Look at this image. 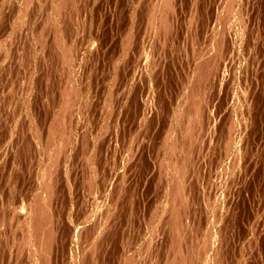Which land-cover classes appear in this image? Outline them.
Masks as SVG:
<instances>
[{"label":"rangeland","instance_id":"1","mask_svg":"<svg viewBox=\"0 0 264 264\" xmlns=\"http://www.w3.org/2000/svg\"><path fill=\"white\" fill-rule=\"evenodd\" d=\"M56 4L0 0V264H264V0H64L60 13ZM124 86L130 99H119ZM71 91L62 129L71 131L55 157L48 131ZM28 202L46 204L51 221L35 226ZM21 208L29 214L18 220ZM48 233L41 247L36 240Z\"/></svg>","mask_w":264,"mask_h":264},{"label":"bare ground","instance_id":"2","mask_svg":"<svg viewBox=\"0 0 264 264\" xmlns=\"http://www.w3.org/2000/svg\"><path fill=\"white\" fill-rule=\"evenodd\" d=\"M156 1H157V0H156ZM162 1H163V0H162ZM162 1L160 0V2H162ZM231 1H232V0H231ZM233 1H235V0H233ZM29 2H30V1H29ZM46 2H47V1H46ZM63 2H64V0H56V3H57V4H56V9H55V10H57V11L59 12L60 9L63 7V6H62ZM168 2H170V1H168ZM1 3H2V1H1ZM24 3H25V2H24ZM143 3H144V2H143ZM231 3H233V2H231ZM234 3H235V2H234ZM151 4H152V3H151ZM151 4H150V6H151ZM159 4H161V3H159ZM165 4H166V5L168 4L167 1L165 2ZM51 5H52V4H51ZM68 5H69V3H68ZM162 5H163V3H162ZM162 5H161V6H162ZM166 5H165V6H166ZM229 5H230V3H229ZM232 5H233V4H232ZM54 6H55V4L53 5V7H54ZM60 6H61V7H60ZM150 6H149V7H150ZM156 6H157V4L155 5V8H156ZM165 6H164V7H165ZM225 6H226V5H225ZM257 6H258V5H257ZM4 7H5V6H4ZM22 7H23V5H22ZM34 7H35V6H34ZM104 7H105V6H104ZM158 7H160V6L158 5ZM162 7H163V6H162ZM162 7H161V8H157V9H160V10L158 11L159 13H160V11L162 12V10H161ZM164 7H163V8H164ZM167 7H169V5H167ZM226 7H228V5H227ZM1 8H2V6H1ZM70 8H71V7H70ZM72 8H73V7H72ZM72 8H71V9H72ZM86 8H87V7H86ZM155 8H154V9H155ZM165 8H166V7H165ZM233 8H234V7H233ZM148 9H149V8H148ZM168 9H169V8H168ZM222 9H223V8H222ZM22 10H23V9H22ZM61 10H62V9H61ZM178 10H179V9H178ZM229 10H230V9H229ZM235 10H237V9H235ZM165 11H166V10H165ZM21 12H22V11H21ZM24 12H25V11H24ZM51 12H52V11H51ZM87 12H88V11H87ZM145 12H146V10H145ZM255 12H256V11H255ZM56 13H57V12H56ZM59 13H60V12H59ZM159 13H158V14H159ZM171 13H172V12H171ZM51 14H52V13H51ZM61 14H62V12H61ZM85 14H86V13H85ZM87 14H88V13H87ZM151 14H152V13H151ZM162 14H163V13H162ZM162 14H161V15H162ZM232 14H233V13H232ZM232 14H231V15H232ZM256 14H257V13H256ZM25 15H26V14H25ZM69 15H70V14H69ZM142 15H143V14H142ZM56 16H57V15H56ZM58 16H60V15L58 14ZM87 16H88V15H87ZM164 16H165V15H164ZM236 16H238V15H236ZM10 17H11V16H10ZM25 17H26V16H25ZM54 17H55V16H54ZM156 17H159V16L156 15ZM222 17H223V16H222ZM229 17H230V16H229ZM239 17H240V16H239ZM60 18H61V17H60ZM159 18L162 20L161 17H159ZM164 18H165V17H164ZM1 19H2V17H1ZM55 19H56V18H55ZM148 19H149V18H148ZM153 19H154V17H153ZM259 19H260V18H259ZM150 20H152V19H150ZM157 20H159V19L157 18ZM229 20H230V19H228V21H229ZM53 21H54V20H53ZM165 21H166V20H165ZM248 21H249V20H248ZM18 22H19V21H18ZM148 22H149V21H148ZM216 22H217V21H216ZM240 22H241V21H240ZM29 23H30V22H29ZM51 23L54 24V25H56V23H54V22H52V21H51ZM57 23H58V22H57ZM99 23H100V22H99ZM141 23H142V22H141ZM159 23H160V20H159ZM262 23H263V22H262ZM58 24H59V23H58ZM147 24H148V23H147ZM160 24H161V23H160ZM164 24H166V23H164ZM130 25H132V24H130ZM158 25H159V24H158ZM240 25H241V24H240ZM98 26H99V25H98ZM56 27H57V25H56ZM56 27L54 26L55 29H56ZM148 27H149V26H148ZM159 27H160V26H159ZM164 27H165V26H164ZM44 28H45V27H44ZM162 28H163V27H162ZM240 30H241V29H240ZM242 30H243V29H242ZM126 31H127V30H126ZM167 31H168V30H167ZM62 32H63V31H62ZM97 32H98V31H97ZM119 32H120V31H119ZM255 32H256V31H255ZM59 33H60V32H59ZM163 33H164V31H163ZM167 33H168V32H167ZM171 33H172V32H171ZM222 33H223V32H222ZM41 34H42V33H41ZM131 34H132V32H131ZM223 34H224V33H223ZM83 35H84V34H83ZM155 35H156V34H155ZM173 35H174V34H173ZM60 36H61V35H60ZM98 37H99V36H98ZM123 37H124V36H123ZM12 38H13V37H12ZM62 38H63V37H62ZM48 39H49V38H48ZM127 39H128V38H127ZM31 40H32V39H31ZM134 40H135V39H134ZM57 41H58V43H59V39L56 40V42H57ZM213 41H214V40H213ZM9 42H10V41H9ZM30 42H31V41H30ZM138 42H139V41H138ZM172 42H173V41H172ZM39 43H40V42H39ZM124 43H125V42H124ZM126 43H127V42H126ZM183 43H184V42H183ZM257 43H258V42H257ZM41 44H42V43H41ZM82 44H83V43H82ZM132 44H133V43H132ZM211 44H212V43H211ZM65 45H66V44H65ZM220 45H221V44H220ZM214 46H215V45H214ZM37 47H38V46H37ZM66 47H68V46H66ZM69 47H70V46H69ZM138 47H139V46H138ZM208 47H209V46H208ZM62 48L64 49V47H62ZM135 48H136V47H135ZM63 49H62V50H63ZM69 49H70V48H69ZM51 50H52V49H51ZM67 50H68V49H67ZM91 50H92V49H91ZM63 51H65V49H64ZM66 52H68V51H66ZM140 52H141V51H140ZM212 52H213V51H212ZM243 52H244V51H243ZM13 53H14V52H13ZM62 53H64V52H62ZM88 53H89V52H88ZM95 53H96V52H95ZM125 53H126V52H125ZM168 53H169V52H168ZM41 54H42V53H41ZM126 54H127V53H126ZM219 54H220V53H219ZM62 55H63V54H62ZM66 55H68V54H66ZM70 56H71V55H70ZM88 56H89V55H88ZM126 56H127V55H126ZM128 56H129V55H128ZM219 56H220V55H219ZM226 56H227V55H226ZM63 57H65V56H63ZM66 57H68V56H66ZM124 57H125V56H124ZM148 57H149V56H148ZM257 57H258V56H257ZM167 58H168V57H167ZM53 59H54V58H53ZM70 60H72V58H71ZM160 60H161V59H160ZM167 62H168V61H167ZM167 62H166V63H167ZM181 62H182V61H181ZM215 62H216V61H215ZM4 63H5V62H4ZM46 63H47V62H46ZM236 63H237V62H236ZM254 63H255V62H254ZM258 63H259V62H258ZM81 64H82V63H81ZM214 64H216V63H214ZM137 65H138V64H137ZM203 65H204V64H203ZM70 66H71V65H70ZM208 66H209V65H208ZM197 67H198V66H197ZM201 67H202V66H201ZM18 68H19V67H18ZM117 68H118V67H117ZM256 68H257V67H256ZM195 69H196V68H195ZM132 70H133V69H132ZM134 70H135V69H134ZM219 70H220V69H219ZM241 70H242V69H241ZM4 71H5V70H4ZM17 71H18V70H17ZM196 71H197V70H196ZM2 72H3V71H2ZM15 73H16V72H15ZM127 73H128V72H127ZM132 73H133V72H132ZM132 73H131V74H132ZM25 74H26V73H25ZM135 74H136V72H135ZM202 74H203V73H202ZM202 74H201V75H202ZM209 74H210V72H209ZM71 75H72V74H71ZM132 75H133V74H132ZM132 75H131V76H132ZM201 75H199V76H201ZM194 76H195V74H194ZM197 76H198V75H197ZM67 77H68V76H67ZM132 77H133V76H132ZM201 77H202V76H201ZM133 78H134V77H133ZM141 78H142V77H141ZM191 78H192V76H191ZM193 78H194V77H193ZM199 78H200V77H199ZM199 78H197V79H199ZM206 78H207V77H206ZM33 79H34V78H33ZM66 79H67V78H66ZM131 79H132V78H131ZM203 79L205 80V78H203ZM203 79L201 80L202 83L205 82V81L203 82ZM71 80H72V79H71ZM113 80H115V79L113 78ZM133 80H134V79H132V81H133ZM207 80H208V79H207ZM66 81H67V80H66ZM69 81H70V80H69ZM83 81H84V79H83ZM85 81H86V80H85ZM116 81H117V80H116ZM125 81H126V79H125ZM130 81H131V80H130ZM130 81H129V86H131ZM209 81H210V80H209ZM67 82H68V81H67ZM70 82H71V81H70ZM70 82H69V83H70ZM72 82H74V81H72ZM86 82H87V81H86ZM113 82H114V81H113ZM135 82H136V81H135ZM144 82H145V81H144ZM192 82H193V81H192ZM197 82H198V81H197ZM69 83H68V84H69ZM116 83H117V82H116ZM124 83H125V82H124ZM126 83H127V82H126ZM200 83H201V82H200ZM68 84H66V85H68ZM74 84H75V83H74ZM114 84H115V83H114ZM159 84H160V83H159ZM190 84H191V83H190ZM30 85H31V84H30ZM69 85H70V84H69ZM71 85H72V83H71ZM126 85H127V84H126ZM133 85H134V84H133ZM155 85H156V84H155ZM212 85H213V84H212ZM121 86H122V85H121ZM137 86H138V85H137ZM160 86H161V85H160ZM199 86H200V85H199ZM209 86H210V85H209ZM118 87H119V86H118ZM124 87H125V90L122 91L123 94L121 93L119 99L122 98V95H124V92H125V94H128V88H127L126 86H124ZM124 87H123V88H124ZM191 87H194V86H191ZM201 87H202V86H201ZM211 87H213V86H211ZM260 87H261V86H260ZM19 88H20V87H19ZM112 88H113V87H112ZM120 88H121V87H120ZM120 88H119V89H120ZM129 88H131V87H129ZM204 88H205V85H204ZM209 88H210V87H209ZM213 88H214V87H213ZM248 88H249V87H248ZM25 89H26V88H25ZM52 89H53V88H52ZM75 89H77V88H75ZM119 89H118V90H119ZM131 89H132V88H131ZM191 89H192V88H191ZM29 90H30V89H29ZM33 90H34V89H33ZM67 90H68V89H67ZM67 90H66V91H67ZM85 90H86V89H85ZM115 90H116V88L114 89V91H115ZM201 90H202V88H201ZM209 90H210V89H209ZM73 91H74V90H73ZM73 91H71L70 93H68V95H67V94L65 95V94L63 93V94L66 96V98H64L65 101L63 100L64 102L61 104V105H62V109L64 110V112L60 111L59 114H58L59 116L56 114V116H57L58 118H57L56 120L52 119V121H55V122H54V124L52 125V129H51V130L49 129V131H48V132L50 133L49 135H51V134H53V136L55 135L52 139L49 138V139L52 140V141L49 142L48 139L46 140L47 145H48V142H49V146L54 147V149H55V153H54L55 157H57L59 154H61L60 151H61V149H62V146H63V144L66 143V141H65L64 138H66L67 135L69 134V132L71 131V129H70L71 127H69V130H70V131L67 129L69 132L63 131L62 129H64L63 126H65V124H64V119H67V120H68V118H66V117H68V116H65V115H64V113H66L67 109H69V107H67V106L73 104L72 101H71L72 99L69 98V96H70L69 94L73 93ZM88 91H89V90H88ZM90 91H91V90H90ZM132 91H134V90H132ZM132 91L130 90V92H132ZM246 91H247V90H246ZM112 92H113V91H112ZM117 92H118V91H117ZM149 92H150V91H149ZM187 92H188V91H187ZM192 92L194 93V91H192ZM207 92H208V91H207ZM211 92H212V88H211ZM249 92H250V91H249ZM32 93H33V92H32ZM81 93H82V92H81ZM88 93H90V92H88ZM74 94H75V93H74ZM86 94H87V92L85 93V95H86ZM98 94H99V93H98ZM115 94H116V93H115ZM115 94H114V95H115ZM198 94H199V93H198ZM205 94H206V93H205ZM25 95H26V94H25ZM200 95H201V98H202V93H201ZM207 95H208V94H207ZM210 95H211V94H210ZM210 95H208V96H210ZM218 95H219V94H218ZM249 95H250V94H249ZM65 96H63V97H65ZM71 96H72V94H71ZM87 96H88V95H87ZM127 96H128V95H127ZM127 96H126V97H127ZM131 96H132V95H131ZM159 96H160V95H159ZM115 97H116V96H115ZM117 97H118V96H117ZM124 97H125V95H124ZM126 97H125V98H126ZM128 97H129V96H128ZM205 97H206V96H205ZM71 98H72V97H71ZM85 98H86V97H85ZM111 98H112V97H111ZM190 98H191V97H190ZM195 98H197V97H195ZM195 98H193V99H195ZM198 98L200 99V97H198ZM69 99H70V100H69ZM73 99H74V98H73ZM129 99H130V97H129ZM193 99H192V100H193ZM208 99H211V98L208 97ZM208 99H207V100H208ZM108 100H109V99H108ZM115 100H116V98L114 99V101H115ZM241 100H242V99H241ZM112 101H113V98H112ZM117 101H118V100H117ZM119 101H120V100H119ZM119 101H118V102H119ZM123 101H124V103L126 102L124 99L122 100V102H123ZM154 101H155V100H154ZM200 101H201V100H200ZM73 102H74V101H73ZM75 102H76V101H75ZM115 102H116V101H115ZM115 102H114V104H115ZM186 102H187V100H186ZM188 102H189V101H188ZM194 102H197V101L194 100ZM203 102H205V101H203ZM17 103H18V102H17ZM17 103H16V104H17ZM81 103H82V102H81ZM116 103H117V102H116ZM190 103H192V102H190ZM208 103H209V102H208ZM210 103H211V102H210ZM86 104H87V103H86ZM102 104H103V103H102ZM120 104H121V103H120ZM126 104H129V103H126ZM187 104H188V103H187ZM192 104H193V103H192ZM195 104H196V103H195ZM195 104L193 105L194 107H195ZM201 104H202V103H201ZM78 105H79V104H78ZM106 105H107V104H106ZM115 105H116V104H115ZM122 105H123V103H122ZM122 105H121V106H122ZM199 105H200V104H199ZM19 106H20V105H19ZM74 106H75V104H74ZM74 106H73V107H74ZM102 106H103V105H102ZM108 106H109V105H108ZM118 106H119V105H118ZM118 106H117V107H118ZM185 106H186L187 109H188V107H189L190 105H189V106H188V105H185ZM200 106H201V105H200ZM207 106H208V105H207ZM70 107H72V106H70ZM98 107H99V106H98ZM100 107H101V106H100ZM186 107H185V109H186ZM191 107H192V106H191ZM191 107H190V108H191ZM106 108H107V107H106ZM109 108H110V107H109ZM120 108H121V107H120ZM181 108H183V107H181ZM85 109H86V108H83V109H81V110H82V111H83V110L85 111ZM116 109H117V108H116ZM124 109H125V105H124ZM127 109H128V108H127ZM127 109H126V111H127ZM195 109H196V108H195ZM198 109H199V108H198ZM202 109H203V108H201V110H202ZM238 109H239V108H238ZM242 109H243V108H242ZM59 110H60V109H59ZM107 110H108V109H107ZM109 110H111V109H109ZM114 110H115V109H114ZM121 110H122V112H123V108H122ZM181 110H182V109H181ZM181 110H179V111H181ZM192 110L194 111L193 108H192ZM26 111H27V110H26ZM111 111H112V110H111ZM182 111H183V110H182ZM187 111L190 112V109L187 110ZM193 111H192V113H194ZM113 112H114V111H113ZM184 112H185V111H184ZM189 112H188V113H189ZM200 112H201V111H200ZM0 113H1V112H0ZM83 113H84V112H83ZM87 113H88V112H87ZM119 113L121 114V112H118V114H119ZM202 113H203V112H202ZM69 114H70V113H69ZM120 114H119V116H120ZM123 114H124V113H123ZM182 114H184V113L182 112ZM225 114H226V113H225ZM66 115H67V113H66ZM79 115H80V114H79ZM116 115H117V114H116ZM150 115H151V114H150ZM190 115H191V114H190ZM192 115H193V114H192ZM223 115H224V114H223ZM229 116H230V112H229ZM54 117H55V116H54ZM54 117H53V118H54ZM120 117H121V116H120ZM184 117H185V116H184ZM186 117H187V116H186ZM199 117H200V115H199ZM224 117L226 118V116H224ZM224 117H223V118H224ZM4 118H5V117H4ZM19 118H20V117H19ZM71 118H72V117H71ZM82 118H83V117H82ZM89 118H90V116H89ZM111 118H112V116H111ZM188 118H189V117H188ZM225 118H224V119H225ZM227 118H228V117H227ZM227 118H226V119H227ZM69 119H70V118H69ZM86 119H87V118H86ZM90 119H91V118H90ZM90 119H89V120H90ZM114 119H115V118H114ZM147 119H148V118H147ZM183 119H185V118H183ZM186 119H187V118H186ZM190 119H191V116H190ZM190 119H189V120H190ZM199 119H200V118H199ZM234 119H235V118H234ZM82 120H83V119H82ZM89 120H88V121H89ZM126 120H127V119H126ZM20 121H21V120H20ZM96 121H97V120H96ZM145 121H146V120H145ZM50 122H51V121H50ZM65 122H66V121H65ZM146 122H147V121H146ZM197 122H198V121H197ZM209 122H210V119H209ZM242 122H243V121H242ZM88 123H89V122H88ZM90 123H91V121H90ZM191 123H192V124H190V127H191V125H194L193 122H191ZM204 123H205V122H204ZM204 123H203V124H204ZM227 123H228V122H227ZM61 124H62V125H61ZM82 124H83V123H82ZM85 124H86V123H85ZM119 124H121V123L119 122ZM22 125H23V124H22ZM22 125H21V127H22ZM112 125H113V124H112ZM19 126H20V125H19ZM47 126H49V125H47ZM61 126H62L63 128H62ZM83 126H84V124H83ZM86 126H87V125H86ZM110 126H111V125H110ZM197 126H198V125H197ZM226 126H227V125H226ZM254 126H255V125H254ZM17 127H18V126H17ZM27 127H28V126H27ZM27 127H26V128H27ZM60 127H61V128H60ZM72 127H73V126H72ZM84 127H85V126H84ZM87 127H88V126H87ZM87 127H86V128H87ZM114 127H115V126H114ZM193 127H194V126H193ZM218 127H219V126H218ZM18 128H19V127H18ZM39 128H40V127H39ZM46 128H47V127H46ZM82 128H83V127H82ZM82 128H81V130H82ZM86 128H85V130H86ZM110 128H111V127H110ZM145 128H146V127H145ZM186 128H187V126H186ZM186 128H185V129H186ZM194 128H195V127H194ZM194 128H193V129H194ZM224 128H225V127H224ZM125 129H126V128H125ZM147 129H148V128H147ZM47 130H48V129H47ZM83 130H84V128H83ZM85 130H84V131H85ZM144 130H145V129H144ZM190 130H191V129H190ZM218 130H219V129H218ZM222 130H223V129H222ZM248 130H249V129H248ZM84 131H83V132H84ZM86 131H87V130H86ZM109 131H110V130H109ZM111 131H112V130H111ZM193 131H194V130H193ZM232 131H233V130H232ZM120 132H121V131H120ZM150 132H151V131H150ZM187 132H188V130L186 131V134H185V135H187ZM194 132H195V131H194ZM24 133H25V132H24ZM109 133H110V132H109ZM113 133H114V132H113ZM113 133H112V134H113ZM184 133H185V132H184ZM249 133H250V132H249ZM45 134H46V133H45ZM47 134H48V133H47ZM47 134H46V135H47ZM82 134H83V133H82ZM102 134H103V133H102ZM140 134H141V133H140ZM207 134H208V133H207ZM250 134H252V133H250ZM19 135H20V134H19ZM31 135H32V134H31ZM46 135H45V136H46ZM49 135H48V136H49ZM84 135H85V134H84ZM84 135H81V136H84ZM107 135H108V134H107ZM191 135H192V134L190 133V136H191ZM16 136H17V135H16ZM89 136H90V135H89ZM93 136H95V135H93ZM140 136H141V135H140ZM179 136H180V135H179ZM208 136H209V135H208ZM225 136H226V135H225ZM12 137H14V136H12ZM78 137H79V136H78ZM97 137H98V136H97ZM104 137H105V135H104ZM185 137H186V136H185ZM191 137H193V136H191ZM56 138H58V139H60V140H58V142H55V140H53V139H56ZM81 138H83V137H81ZM108 138H109V137H108ZM110 138H111V137H110ZM175 138L177 139L176 136H175ZM189 138H190V137H189ZM189 138H188V139H189ZM17 139H18V138H17ZM68 139H70V138H68ZM91 139H92V138H91ZM97 139H98V138H97ZM103 139H104V138H103ZM134 139H135V138H134ZM138 139H139V138H138ZM185 139H186V138H185ZM185 139H184V140H185ZM188 139H186V140H188ZM221 139H223V138H221ZM15 140H16V139H15ZM44 140H45V139H44ZM81 140H82V139H81ZM144 140H145V139H144ZM173 140H174V138L172 139V142H173ZM186 140H185V141H186ZM207 140H208V139H207ZM229 140H230V139H229ZM47 141H48V142H47ZM178 141H179V140H178ZM185 141H184V142H185ZM225 141H226V140H225ZM187 142H188V141H187ZM229 142H230V141H229ZM176 143H177V142H176ZM215 143H216V142H215ZM219 143H220V142H219ZM225 143H226V142H225ZM69 144H70V143H69ZM102 144H103V142H102ZM104 144H105V141H104ZM107 144H108V143H107ZM115 144H116V143H115ZM174 144H175V142H174ZM109 145H110V144H109ZM143 145H144V144H143ZM162 145H163V144H162ZM172 145H173V144H172ZM193 145H194V144H193ZM84 146H85V145H84ZM84 146H83V147H84ZM104 146H105V145H104ZM123 146H124V145H123ZM123 146H122V147H123ZM177 146H178V144H177ZM183 146H184V144H183ZM183 146H182V147H183ZM76 147H77V146H76ZM86 147H87V146H86ZM97 147H98V146H97ZM106 147H107V146H106ZM182 147H181V148H182ZM246 147H247V146H246ZM258 147H259V145H258ZM49 148H50V147H49ZM132 148H133V146H132ZM171 148H172V147H171ZM171 148H170V149H171ZM28 149H29V148H28ZM44 149H45V148H44ZM100 149H101V147H100ZM103 149H104V148H102V151H103ZM107 149H108V148H107ZM172 149H174V148H172ZM195 149H196V148H195ZM45 150H46V149H45ZM51 150H52V149H51ZM88 150H89V149H88ZM105 150H106V149H105ZM121 150H122V149H121ZM132 150H133V149H132ZM242 150H243V149H242ZM244 150H245V149H244ZM246 150H247V149H246ZM246 150H245V152H246ZM46 151H47V150H46ZM93 151H94V150H93ZM117 151H118V150H117ZM44 152H45V151H44ZM83 152H84L83 154H84V156H85V153H87V152H85V151H83ZM106 152H107V151H106ZM113 152H114V151H113ZM119 152H120V151H119ZM169 152H171V151H169ZM172 152H173V151H172ZM172 152H171V153H172ZM188 152H189V151H188ZM190 152H191V150H190ZM192 152H193V151H192ZM111 153H112V152H111ZM116 153H117V152H116ZM193 153H194V152H193ZM241 153H242V152H241ZM51 154H52V153H51V151H50V155H51ZM100 154H101V150H100ZM104 154H105V151H104ZM104 154H103V156H105ZM127 154H128V153H127ZM165 154H166V153H165ZM250 154H251V153H250ZM106 155H107V154H106ZM115 155H116V154H115ZM129 155H130V154H129ZM167 155H168V154H167ZM171 155H172V154H171ZM179 155H180V154H179ZM241 155H242V154H241ZM84 156H83V157H84ZM87 156H88V155H87ZM99 156H100V155H99ZM154 156H155V155H154ZM81 157H82V156H81ZM168 157H169V156H168ZM48 158H50V157H48ZM102 158H104V157H102ZM106 158H107V157H106ZM128 158H129V157H128ZM169 158H170V157H169ZM178 158H179V157H178ZM241 158H242V157H241ZM244 158H245V157H244ZM246 158H247V157H246ZM50 159H51V158H50ZM82 159H83V158H82ZM119 159H120V158H119ZM165 159H166V158H165ZM165 159H164V162L167 160V159H166V160H165ZM183 159H184V158H183ZM190 159H191V158H190ZM211 159H212V158H211ZM39 160H40V159H39ZM48 160H49V159H48ZM102 160H105V159H102ZM126 160H127V158H126ZM135 160H136V159H135ZM178 160H179V159H178ZM184 160H186V159H184ZM245 160H246V159H245ZM54 161H55V160H54V157H52L51 162H50V160H49L50 163H49V162H48L49 164L47 163L48 166L45 164L47 168H46V169H43L44 176L46 175V176H45L46 178L44 177V178L46 179V183H47V181H48V182L51 181L48 177H49L50 171H52V167H53ZM87 161H89V160H87ZM190 161H191V160H190ZM241 161H242V160H241ZM143 162H144V161H143ZM162 162H163V161H162ZM166 162H167V163H166L165 165L169 164V161H166ZM184 162H186V161H184ZM250 162H252V161L250 160ZM250 162H249V165H250V164L252 165V163H250ZM125 163H126V162H125ZM128 163H129V162H128ZM175 163H177V162H175ZM219 163H220V162H219ZM253 163H254V162H253ZM41 164H42V163H41ZM56 164H57V163H56ZM101 164H102V162H101ZM140 164H141V163H140ZM159 164H160V163H159ZM163 164H164V163H163ZM170 164H171V163H170ZM170 164H169V165H170ZM180 164H181V163H180ZM183 164H184V163H183ZM183 164H181V165H183ZM190 164H191V163H190ZM42 165H43V164H42ZM45 165H44V166H45ZM105 165H106V164H105ZM105 165H104V166H105ZM185 165H186V164H185ZM98 166H99V164H98ZM110 166H111V165H110ZM162 166H163V165H162ZM170 166H172V164H171ZM170 166H169V167H170ZM178 166H180V165H178ZM108 167H109V166H108ZM174 167H175V166H174ZM174 167H173V168H174ZM180 167H181V166H180ZM182 167H184V166H182ZM182 167H181V168H182ZM186 167H188V165H186ZM248 167H249V166H248ZM251 167H252V166H251ZM163 168H164V167H163ZM167 168H168V167H167ZM170 168H171V167H170ZM32 169H33V168H32ZM40 169H41V167H40ZM186 169L188 170V168H186ZM248 169H249V168H248ZM104 170H105V169H104ZM159 170H160V169H159ZM178 170H179L180 174H182V173H181L182 171H180V168H179ZM181 170H183V169H181ZM209 170H210V169H209ZM222 170H223V169H222ZM245 170H247V167H246ZM41 171H42V169H41ZM41 171H40V172H41ZM161 171H162V170H161ZM183 171H184V170H183ZM40 172H39V174H40ZM158 172H159V171H158ZM185 172H186V171H185ZM54 173H55V172H54ZM104 173H106V172H104ZM107 173H108V172H107ZM186 173H188V172H186ZM247 173H248V172H247ZM247 173L245 174L246 176L249 174V173H248V174H247ZM51 174H52V173H51ZM108 174H109V173H108ZM171 174H172V172H171ZM180 174H179V177H180ZM196 174H197V173H196ZM206 174H207V173H206ZM122 175H123V173H122ZM162 175H163V174H162ZM182 175H183V174H182ZM52 176H53V174H52ZM57 176H58V175H57ZM164 176H165V175H164ZM177 176H178V175H177ZM239 176H240V175H239ZM87 177H88V176H87ZM235 177H236V176H235ZM52 178H53V177H52ZM118 178H119V177H118ZM125 178H126V177H125ZM174 178H175V176H174L173 179H172L173 184H174ZM246 178H247V177H246ZM104 179H105V178H104ZM116 179H117V178H116ZM143 179H144V178H143ZM182 179H183V178H182ZM43 180H44V179H43ZM87 180H88V179H87ZM100 180H101V179H100ZM180 180H181V179H180ZM206 180H207V178H206ZM44 181H45V180H44ZM104 181H106V183H107L108 180L106 179V180H103V182H104ZM159 181H160V180H159ZM177 181H178V180H176V182H177ZM184 181H185V180H184ZM204 181H205V179H204ZM34 182H35V181H34ZM37 182H38V181H37ZM89 182H90V181H89ZM111 182H112V181H111ZM120 182H121V181H120ZM124 182H125V181H124ZM134 182H135V181H134ZM43 183H44V182H43ZM46 183H45V184H46ZM80 183H81V182H80ZM95 183H96V182H95ZM113 183H114V182H113ZM116 183H117V182H116ZM156 183H157V182H156ZM48 184H50V183H48ZM48 184H47V185H48ZM90 184H92V182H91ZM100 184H101V182H100ZM104 184H105V182H104ZM159 184H160V183H159ZM184 184H185V183H184ZM244 184H245V183H244ZM13 185H14V184H13ZM40 185H41V184H40ZM47 185H46V186H47ZM53 185H54V184H53ZM106 185H107V184H106ZM118 185H119V184H118ZM170 185H171V184H170ZM207 185H208V184H207ZM46 186H45V187H46ZM80 186H81V185H80ZM94 186H95V185H94ZM162 186H163V185H162ZM171 186H172V185H171ZM174 186H175V185H174ZM182 186H183V185H182ZM48 187H49V185L47 186L46 189H48ZM115 187H116V186H115ZM135 187H136V186H135ZM164 187H165V186H164ZM13 188H14V186H13ZM43 188H44V187H43ZM43 188H41V189H43ZM106 188H107V187H106ZM162 188H163V187H162ZM179 188H180V187H177V188L175 189L174 192L172 191V192H173V195H172V192H170V194L172 195V197H169V198H171V206H172V208H175V207H173V206H175V204L177 203V197H178V199H179V197H182L181 194H180V193H181V192H180L181 189H179ZM183 188H184V187H183ZM186 188H187V186H186ZM186 188H184V189L186 190ZM205 188H206V186H205ZM208 188H210V187L208 186ZM238 188H239V187H238ZM49 189H50V188H49ZM49 189H48V191H47V190H46V191L49 192V191L51 190V189H50V190H49ZM115 189H116V188H115ZM118 189H119V188H118ZM170 189H172V188H170ZM236 189H237V188H236ZM34 190H35V189H34ZM38 190H39V189H38ZM104 190H105V189H104ZM209 190H211V189H209ZM41 191H42V190H41ZM41 191H39V192H41ZM44 191H45V190H44ZM161 191H162V190H161ZM186 191H187V190H186ZM17 192H18V191H17ZM39 192H38V195H40ZM54 192H55V191H54ZM103 192H104V191H103ZM226 192H227V191H226ZM36 193H37V192H36ZM42 193H44V192H42ZM42 193H41V195H42ZM52 193H53V192H52ZM117 193H119V192H116V194H117ZM120 193H121V190H120ZM162 193H163V192H162ZM167 193H168V190H167ZM240 193H241V192H240ZM242 193H243V192H242ZM15 194H16V193H15ZM46 194L49 195L48 193H46ZM46 194H44V195H46ZM86 194H87V193H86ZM114 194H115V193H114ZM131 194H132V193H131ZM160 194H161V193H160ZM170 194H169V195H170ZM185 194H186V193H185ZM199 194H200V193H199ZM237 194H238V192H237ZM96 195H97V194H96ZM106 195H107V194H106ZM209 195H211V194L209 193ZM213 195H214V194H213ZM14 196H15V195H14ZM50 196H51V195H50ZM108 196H109V195H108ZM110 196H111V195H110ZM115 196H116V195H115ZM115 196H114V197H115ZM166 196H167V195H166ZM166 196H165V197H166ZM211 196H212V195H211ZM214 196H216V195H214ZM225 196H226V195H225ZM33 197H34V195H33ZM33 197H32V198H33ZM36 197H37V196H36ZM46 197H47V196H46ZM46 197H45V198H46ZM52 197H53V196H52ZM133 197H134V196H133ZM186 197H187V196H186ZM202 197H203V196H202ZM236 197H237V196H236ZM57 198H58V197H57ZM112 198H113V197H112ZM131 198H132V196H131ZM188 198H189V197H188ZM33 199H34V198H33ZM37 199H39V198H37ZM37 199H36V200H37ZM40 199H42V197H40ZM115 199H116V198H115ZM117 199H118V195H117ZM163 199H164V198H163ZM165 199H167L166 202L169 204V202H168L169 199H168V198H165ZM234 199H235V198H234ZM22 200H23V199H22ZM26 200H27V199H26ZM26 200H25V201H26ZM45 200H46V199H45ZM47 200H49V199H47ZM47 200H46V202L48 203L49 201H47ZM111 200H112V199H111ZM160 200H161V199H160ZM236 200H237V198H236ZM7 201H8V200H7ZM27 201H28V200H27ZM33 201H35V199H34ZM39 201H40V200H39ZM113 201H114V200H113ZM113 201H111L110 203H112ZM148 201H149V200H148ZM178 201H179V200H178ZM237 201H238V200H237ZM166 202H165V204H166ZM181 202L183 203V201H181ZM181 202H180V204H177V205H179V207H177V208H178V209L182 208V210H183L184 207H183V206H180V205H181ZM218 202H219V201H218ZM218 202H217V203H218ZM235 202H236V201H235ZM17 203H18V202H17ZM28 203L30 204V202H28ZM32 203H33V205L37 206L36 203H38V201H36V203H35V202H32ZM34 203H35V204H34ZM41 203H43V202H41ZM136 203H137V202H136ZM136 203H135V204H136ZM148 203H149V202H148ZM155 203H157V202H155ZM191 203H192V202H191ZM197 203H198V202H197ZM199 203H200V202H199ZM225 203H226V205H227V202H225ZM225 203H223V204H225ZM239 203H240V202H239ZM14 204H15V203H14ZM22 204H23V202H22ZM150 204H151V203H150ZM162 204L165 205L164 203H162ZM162 204H161V205H162ZM168 204H166V205H167L166 209L169 208V211H170L171 209H170V207H168V206H170V205H168ZM183 204H184V203H183ZM189 204H190V203H189ZM236 204H237V203H236ZM9 205H10V204H9ZM20 205H21V204H20ZM33 205H32V206H33ZM112 205H113V204H112ZM130 205H131V202H130ZM136 205H137V204H136ZM163 205H162V206H163ZM220 205H221V204H220ZM230 205H231V204H230ZM22 206H24V204H23ZM22 206H21V207H22ZM27 206H28V205H27ZM30 206H31V204H30ZM32 206H31V209H32ZM38 206H39V204H38ZM41 206H43V205L41 204L40 207H41ZM109 206H110V205H109ZM133 206H134V205H133ZM184 206H185V205H184ZM235 206H236V205H235ZM238 206H239V205H238ZM9 207H10V206H9ZM24 207L26 208V206H24ZM24 207H23V208H24ZM84 207H85V206H84ZM115 207H116V205H115ZM154 207H155V206H154ZM202 207H205V206L202 205ZM225 207H226V206H225ZM7 208H8V207H7ZM13 208H14V207H13ZM23 208H21L20 210H17V211H16V212H17L16 214L18 215V220H19V217H20L21 215H24V216H25L26 214H29V213H28L29 211L27 210V212H26V211H25L26 209L24 210ZM33 208H35L36 210H39V211H36V210H35L36 214H38V215H36L37 220L35 219L37 223H34V225H35V224H36L37 226L39 225V228H40V224L43 225V222H45V223L47 224L48 221H51V220H50L51 217H50V214H49V210L46 211V209H47L46 204H45V208H46L45 210H44L43 207H41V209H37L36 207L33 206ZM90 208H91V207H90ZM156 208H158V207H156ZM189 208H190V207H189ZM200 208H201V207H200ZM218 208H219V207H218ZM230 208H231V207H230ZM31 209H30V210H31ZM57 209H58V208H57ZM104 209H105V208H103V210H104ZM113 209H114V208H113ZM115 209H116V208H115ZM128 209H129V208H128ZM160 209H161V208H160ZM163 209H164V207H163ZM166 209H165V210H166ZM185 209H186V208H185ZM192 209H193V208H192ZM33 210H34V209H32V211H33ZM87 210H88V209H87ZM105 210H106V209H105ZM161 210H162V209H161ZM161 210H160V213H161ZM173 210H174V209H173ZM180 210H181V209H180ZM193 210H194V209H193ZM228 210H229V209H228ZM232 210H233V209H232ZM96 211H97V210H96ZM131 211H132V210H131ZM201 211H203V210L201 209ZM230 211H231V210H230ZM262 211H263V210H262ZM4 212H5V211H4ZM35 212H33L34 215H35ZM103 212H104V211H103ZM108 212H110V211H108ZM170 212H171V211H170ZM176 212H177V210L175 211V213H176ZM179 212H180V211H179ZM194 212H195V211H194ZM215 212H216V211H215ZM231 212H232V211H231ZM50 213H51V212H50ZM136 213H137V212H136ZM192 213H193V212H192ZM192 213H191V215H192ZM195 213H197V212H195ZM226 213H227V212H226ZM229 213H230V212H229ZM4 214H5V213H4ZM111 214H112V213H111ZM146 214H147V213H146ZM161 214H162V213H161ZM165 214L170 215L171 213H170V214L165 213ZM183 214H184V213H183ZM197 214H199V213H197ZM206 214H207V213H206ZM206 214H204V215H206ZM235 214H236V213H235ZM14 215H15V214H14ZM31 215H32V214H31ZM167 215H166V216H167ZM180 215H182V214H180ZM193 215L196 216V214H193ZM202 215H203V214H202ZM10 216H11V214H10ZM15 216H16V215H15ZM32 216H33V215H32ZM87 216H88V215H87ZM164 216H165V215H164ZM171 216H172V215H171ZM175 216L177 217V215H175ZM178 216H179V213H178ZM183 216L185 217V215H183ZM195 216H194V217H195ZM199 216H200V215H199ZM36 217H35V218H36ZM112 217H113V216H112ZM156 217H157V216H156ZM168 217H169V216H168ZM168 217H167V218H168ZM181 217H182V216H181ZM187 217H188V216H187ZM13 218H14V217H13ZM23 218H24V217H23ZM135 218H136V217H135ZM163 218H164V217H163ZM171 218H172V217H171ZM171 218H169V219H171ZM173 218H175V217H173ZM191 218H192V216H191ZM262 218H263V217H262ZM15 219H16V217H15ZM32 219H34V218L32 217ZM133 219H134V218H133ZM194 219H195V218H194ZM224 219H225V217H224ZM260 219H261V218H260ZM30 220H31V219H30ZM116 220H117V219H116ZM176 220H177V219H176ZM176 220H174V221L171 220V222L173 221V224H174V223H176V222H175ZM181 220L184 222V218L181 219ZM186 220H187V219H186ZM198 220H199V219H198ZM261 220H262V219H261ZM20 221H21V219H20ZM31 221H32V220H31ZM127 221H128V219H127ZM129 221H130V220H129ZM167 221H168V220H167ZM178 221H179V220H178ZM178 221H177V225H176V226H177L178 228H180V226H178V224H179ZM190 221H191V220H190ZM262 221H263V220H262ZM262 221H261V222H262ZM23 222H24V221H23ZM33 222H35V221H33ZM33 222H32V223H33ZM100 222H101V221H100ZM110 222H111V221H110ZM151 222H152V221H151ZM164 222H166V221H164ZM193 222H194V221H193ZM205 222H206V221H205ZM21 223H22V221H21ZM21 223H20V225H22ZM107 223H108V222H107ZM148 223H149V220H148ZM190 223H191V222H190ZM223 223H224V221H223ZM259 223H260V222H259ZM26 224H27V222H26ZM26 224H25V222H24V224H23L24 226L22 225L25 229L27 228V227H25ZM30 224H31V223H30ZM49 224H50V223H49ZM49 224H48V225H49ZM182 224H183V223H182ZM193 224H194V223H193ZM199 224H200V223H199ZM201 224H203V223H201ZM257 224H258V223H257ZM260 224H261V223H260ZM27 225H28V224H27ZM36 225H35V226H36ZM48 225H47V226H48ZM50 225H51V224H50ZM50 225H49V228H47L46 225H45V227L47 228L46 230H48V232L51 231V233H53V232H52L53 230L51 229ZM94 225H95V224H94ZM151 225H152V224H151ZM169 225H170V224H169ZM185 225H186V224H185ZM185 225H183V226H185ZM204 225H205V224H204ZM30 226H31V225H30ZM100 226H101V225H100ZM104 226H106V225L104 224ZM107 226H108V225H107ZM171 226H172V225H171ZM262 226H263V224H262ZM19 227H20V226H19ZM28 227H29V226H28ZM128 227H129V226H128ZM169 227H170V226H169ZM173 227H174V226H173ZM199 227H200V226H199ZM210 227H211V226H210ZM218 227H219V226H218ZM21 228H22V227H21ZM24 228H23V231L25 230ZM35 228H36V227H35ZM91 228H92V227H91ZM154 228H155V227H154ZM170 228L172 229V227H170ZM178 228H177V229H178ZM206 228H207V227H206ZM256 228H259V224H258V227H256ZM17 229H18V228H17ZM31 229H33V227H32ZM50 229H51V230H50ZM101 229L103 230V227H102ZM101 229H100V230H101ZM171 229H170V231H171ZM195 229H196V228H195ZM200 229H201V228H200ZM210 229H212V228H209V230H210ZM228 229H229V228H228ZM260 229H261V228H260ZM36 230H37V228H36ZM104 230H105V228H104ZM104 230H103V231H104ZM182 230H183V229H182ZM207 230H208V229H207ZM207 230H206V231H207ZM263 230H264V229H263ZM15 231H18V230H15ZM23 231L21 230L20 233L23 232ZM29 231H30V230H29ZM174 231H175V228H174ZM176 231H177V230H176ZM178 231L180 232L181 230L178 229ZM192 231H193V230H192ZM197 231H198V230H197ZM206 231H204V232H206ZM222 231H223V230H222ZM255 231H256V230H255ZM258 231H260V230H258ZM13 232H14V231H13ZM25 232H26V233H25L24 236H26L27 233H28V234L30 233V232H27V229H26ZM31 232H34V230L31 231ZM35 232H36V231H35ZM46 232H47V231H46ZM188 232H189V231H188ZM202 232H203V231H202ZM211 232H213V231H211ZM256 232H257V231H256ZM263 232H264V231H263ZM42 233H43V232H42ZM163 233H164V232H163ZM209 233H210V232H208V235H210ZM103 234H104V233H103ZM176 234H177V236H178V233H176ZM179 234H181V233H179ZM197 234H198V232H197ZM244 234H245V233H244ZM2 235H3V234H2ZM13 235H14V234H13ZM13 235H12V236H13ZM19 235H20V234H19ZM31 235H32V234H31ZM43 235H44V234H43ZM43 235L41 234L40 237L38 238L39 240H38V239L36 240V241H38V242H37L38 245H41V247H45V246L48 245V238H49V236H50V233H48L47 235L45 234V235H46L45 237H44ZM107 235H108V234H107ZM119 235H120V234H119ZM162 235H163V234H162ZM223 235H224V234H223ZM235 235H236V234H235ZM255 235H256V233H255ZM22 236H23V235H22ZM24 236H23V237H24ZM27 236H29V235H27ZM27 236H26V237H27ZM35 236H36V235H34V236H33L34 238H32V239H36L37 237L35 238ZM52 236H53V234H52ZM101 236H102V234H101ZM125 236H126V235H125ZM171 236H173V235H171ZM185 236H186V235H185ZM259 236H260V235H259ZM23 237H22V240H24ZM70 237H71V236H70ZM161 237H162V236H161ZM205 237H206V236H205ZM212 237H213V235H212ZM212 237H211V238H212ZM223 237H224V236H223ZM8 238H9V237H8ZM14 238H15V237H14ZM127 238H128V237H127ZM131 238H132V237H131ZM131 238H130V239H131ZM170 238H171V237H170ZM174 238H178V237H175V236H174ZM174 238H171V239H173V240H172L173 242H175L174 240H177V239H174ZM182 238H183V237H182ZM227 238H228V237H227ZM18 239H19V238H18ZM51 239L53 240V238H51ZM97 239H98V238H97ZM97 239H96V240H97ZM158 239H159V238H158ZM158 239H157V240H158ZM167 239H168V238H167ZM10 240H11V239H10ZM29 240H30V239H29ZM56 240H57V239H56ZM77 240H78V239H77ZM94 240H95V239H94ZM96 240H95V242H96ZM149 240H151V239H149ZM165 240H166V239H165ZM178 240H179V239H178ZM220 240H221V239H220ZM222 240H223V239H222ZM254 240H255V239H254ZM18 241H20V240H18ZM25 241H28V240H25ZM25 241H24V242H25ZM32 241H34V240H32ZM161 241H162V240H161ZM209 241H210V240H209ZM255 241H256V240H255ZM1 242H2V241H1ZM22 242H23V241H22ZM24 242H23V244H24ZM29 242H30V241H28V243H29ZM91 242L93 243V240H92ZM95 242H94V243H95ZM99 242L101 243V241H99ZM99 242H98V243H99ZM156 242H157V241H156ZM204 242H205V241H204ZM256 242H257V241H256ZM25 243H27V242H25ZM33 243H35V242H33ZM98 243H97V245H98ZM121 243H122V242H121ZM165 243H166V242H165ZM175 243L177 244L178 242L176 241ZM175 243H174V244H175ZM206 243H207V242H206ZM208 243H209V242H208ZM21 244H22V243H21ZM21 244H20V245H21ZM29 244H30V243H29ZM131 244H132V243H131ZM145 244H146V243H145ZM158 244H159V243H158ZM171 244H172V243H171ZM174 244H173V245H174ZM185 244H186V243H185ZM223 244H224V243H223ZM20 245H19V247H20ZM25 245H26V244H25ZM32 245H33V244H32ZM44 245H45V246H44ZM93 245H95V244H93ZM99 245H100V244H99ZM141 245H142V244H141ZM173 245H172V246H173ZM180 245H181V243H180ZM194 245H195V244H194ZM207 245H208V244H207ZM34 246H35V244H34ZM101 246H102V245H101ZM101 246H100V247H101ZM115 246H116V245H115ZM172 246H171V247H172ZM174 246H175V245H174ZM255 246H256V245H255ZM51 247H52V245H51V246L49 245L48 248H51ZM91 247H92V246H91ZM94 247L96 248V246H94ZM94 247H93V248H94ZM142 247H143V246H142ZM152 247H153V246H152ZM195 247H196V246H195ZM206 247H207V246H206ZM206 247H205V248H206ZM213 247H214V246H213ZM25 248H26V247H25ZM52 248H53V247H52ZM160 248H161V247H160ZM186 248H187V247H186ZM203 248H204V247H203ZM207 248H208V247H207ZM254 248H255V247H254ZM263 248H264V246H263ZM9 249H10V248H9ZM23 249H24V248H23ZM29 249H30V247H29ZM29 249H27V250H29ZM34 249H35V248H34ZM44 249H45V248H44ZM80 249H81V248H80ZM123 249H124V248H123ZM134 249H135V248H134ZM188 249H189V248H188ZM200 249H201V248H200ZM220 249H221V248H220ZM251 249H252V248H251ZM16 250H17V247H16ZM30 250H32V249H30ZM50 250H51V249H50ZM100 250H101V249H100ZM137 250H138V249H137ZM194 250H195V249H194ZM249 250H250V249H249ZM6 251H7V250H6ZM35 251H36V250H35ZM38 251L40 252V250H38ZM46 251H47V250H46ZM93 251H94V250H93ZM121 251H122V250H121ZM140 251H141V253H142V250H141V249H140ZM140 251H139V252H140ZM155 251H156V250H155ZM175 251H176V250H175ZM178 251H179V250H178ZM203 251H204V249H203ZM0 252H1V250H0ZM89 252H90V248H89ZM89 252H88V253H89ZM95 252H96V251H95ZM97 252H98V251H97ZM97 252H96V253H97ZM131 252H132V251H131ZM162 252H163V251H162ZM176 252H177V251H176ZM176 252L174 253V255H173V257H172V260L176 258V256H175V255H176ZM179 252H180V251H179ZM246 252H247V251H246ZM250 252H252V251H250ZM50 253H51V252H50ZM93 253H94V252H93ZM98 253H99V252H98ZM98 253H97V255H99ZM157 253H158V251H157ZM198 253H199V252H198ZM35 254H36V253H35ZM37 254H38V253H37ZM90 254L92 255V250H91V253H89L88 255H90ZM152 254H153V251H152ZM152 254H151V255H152ZM155 254H156V253H155ZM159 254H160V252H159ZM161 254H162V253H161ZM219 254H220V253H219ZM261 254H262V253H261ZM33 255H34V254H33ZM38 255H39V254H38ZM40 255H41V253H40ZM40 255H39V256H40ZM91 255H90V257H91ZM130 255H132V254H130ZM157 255H158V254H157ZM166 255H167V254H166ZM181 255H182V254H181ZM181 255H180V256H181ZM14 256H15V255H14ZM44 256L47 258L46 255H44ZM86 256H87V255H86ZM92 256H95V258H96V255H95V254H93ZM132 256H133V255H132ZM161 256H162V255H161ZM174 256H175V257H174ZM207 256H208V255H207ZM88 257H89V256H88ZM121 257H122V256H121ZM128 257L131 258V256H128ZM155 257H157V256H155ZM213 257H214V256H213ZM46 258H45V260H43V261H46ZM97 258H98V256H97ZM187 258H188V257H187ZM207 258H208V257H207ZM47 259H48V258H47ZM85 259H86V258H85ZM93 259H94V257L92 258V260H93ZM98 259H99V258H98ZM156 259H157V258H156ZM200 259H201V258H200ZM218 259H219V258H218ZM64 260H65V259H64ZM90 260H91V259H90ZM94 260H95V259H94ZM120 260H121V259H120ZM126 260H127V259H126ZM128 260H129V259H128ZM130 260H132V263H133L134 260H133V259H130ZM130 260H129V261H130ZM157 260H158V259H157ZM180 260H181V259H180ZM183 260H184V259H183ZM223 260H224V259H223ZM49 261H50V260H49ZM51 261H52V260H51ZM95 261H96V260H95ZM95 261H94V262H95ZM100 261H101V260H100ZM123 261H124V260H123ZM129 261H128V262H129ZM205 261H206V260H205ZM208 261H209V260H208ZM249 261H250V260H249ZM9 262H10V261H9ZM11 262H12V261H11ZM26 262H27V261H26ZM38 262H39V261H38ZM41 262H42V261H41ZM91 262H92V261H91ZM91 262H89L88 264H91ZM188 262H189V261H188ZM43 263L47 264V262H43ZM48 263H50V262H48ZM99 263H100V262H99ZM124 263H125V261H124ZM132 263H131V264H132ZM169 263H170V262H169ZM195 263H196V262H195ZM204 263H206V262H204ZM242 263H244V262H242ZM28 264H29V263H28ZM53 264H54V263H53ZM92 264H94V263H92ZM96 264H98V262H97ZM127 264H128V263H127ZM129 264H130V262H129ZM213 264H215V263H213Z\"/></svg>","mask_w":264,"mask_h":264}]
</instances>
